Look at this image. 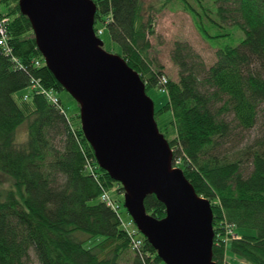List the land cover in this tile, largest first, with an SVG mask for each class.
<instances>
[{
  "label": "trees",
  "instance_id": "obj_1",
  "mask_svg": "<svg viewBox=\"0 0 264 264\" xmlns=\"http://www.w3.org/2000/svg\"><path fill=\"white\" fill-rule=\"evenodd\" d=\"M92 1L95 24L105 26L144 90L167 92L154 117L171 112L172 166L210 202L214 264H231L227 249L246 264H264V0H161L148 6L144 0ZM0 2L8 5L0 16L8 18L9 51L0 45V175L10 182L4 187L0 180V264H31L30 251L38 264H164L144 237L132 247L122 214L101 199L112 190L123 194V188L96 165L79 113L66 115L61 101L53 105L32 88L63 91L44 63L35 65L42 56L19 0ZM170 7L187 13L216 49L214 63L206 66L188 42L175 40L169 58L177 80L165 76L149 40L156 14ZM230 28L236 36L240 29L242 40L216 45L233 35ZM99 29L94 26L100 39ZM259 114L257 138L239 154L222 149L235 130H252ZM22 125L26 137L18 141ZM143 205L154 218L165 216L155 195ZM228 226L233 235L225 232ZM96 237L101 240L85 247Z\"/></svg>",
  "mask_w": 264,
  "mask_h": 264
},
{
  "label": "water",
  "instance_id": "obj_2",
  "mask_svg": "<svg viewBox=\"0 0 264 264\" xmlns=\"http://www.w3.org/2000/svg\"><path fill=\"white\" fill-rule=\"evenodd\" d=\"M48 71L79 106L80 128L96 165L121 185L124 208L164 264H214L213 215L158 131L145 84L95 35L92 0H19ZM155 195L165 216L147 214Z\"/></svg>",
  "mask_w": 264,
  "mask_h": 264
},
{
  "label": "rangeland",
  "instance_id": "obj_3",
  "mask_svg": "<svg viewBox=\"0 0 264 264\" xmlns=\"http://www.w3.org/2000/svg\"><path fill=\"white\" fill-rule=\"evenodd\" d=\"M161 0H144L146 6L148 5H160ZM8 10V5L6 3L0 2V11L6 12ZM155 20V35L149 38L152 49V55L157 59V61L162 65L164 68V74L168 79L177 80V68L173 65L169 58V51L172 47V43L175 40H182L188 42L203 58L206 63V66H210L215 61V51L213 47L206 42L201 35L196 30L195 26L192 25V20L190 16L185 13L180 8H166L161 13L156 14ZM97 27L101 28L102 33L99 35L101 42H102V49L109 53L118 55L120 54V48L117 44H115L112 40H110V35L105 28L104 25L100 23L95 24ZM235 28H230V31L234 30ZM236 30V29H235ZM237 36L232 32L233 35L230 37H224L219 39L220 41L216 44L220 47L225 45H237L240 40L243 38L242 31L237 29ZM150 99L153 101L154 104V111H160L163 106L167 103V92L162 89L158 88H151L148 89L146 92ZM61 99V105L63 107L64 112L68 116H73L79 113V106L76 104L77 102L66 92L60 91L57 93ZM172 115L170 111H163L156 115L155 121L159 131L161 134L164 135L166 141L171 140L174 138V129L171 124ZM262 116H258L257 123L255 127L250 131H241L235 130L233 135H231L224 143L222 149L230 150L235 154H239L243 147L250 144L257 136L261 134L262 130ZM25 125L20 126L17 129L16 138L18 141H22L26 137V129ZM244 171L247 173L250 171V165L248 163L244 164ZM5 179L0 175V180L2 186L8 187L10 182L4 181ZM110 196L112 199L116 200L117 203L121 206L122 217L127 220L130 216L126 212L124 206V195L119 194L116 191H110ZM253 234V232H250ZM101 238L96 237L93 238L90 242L85 244V247H90L95 245ZM226 258L231 264H246L243 261L239 262V258L233 255L229 249H227ZM237 259V260H236ZM37 256L33 251H30V263L31 264H38Z\"/></svg>",
  "mask_w": 264,
  "mask_h": 264
},
{
  "label": "built area",
  "instance_id": "obj_4",
  "mask_svg": "<svg viewBox=\"0 0 264 264\" xmlns=\"http://www.w3.org/2000/svg\"><path fill=\"white\" fill-rule=\"evenodd\" d=\"M8 22V18L7 17H1L0 16V45H2L4 47V51L7 52L8 50V47H7V43H6V36H5V23ZM9 52V51H8ZM42 61L41 60H36L35 61V65L36 66H40L42 65L41 64ZM163 82L165 83L166 80L163 79ZM32 88H34L35 90H37L38 93H40L41 95H43L46 100L48 102H50L51 104L53 105H57L59 104V99L58 97L56 96V93L52 90L47 91V90H44L42 88H40L39 86L37 85H33ZM101 199L106 202L107 206H110L115 212H119V206L117 205V203H115L112 198L109 196L108 193H103ZM121 227H123L125 229V231L127 232V234L129 235V237L131 238V241H132V244L134 248H139L140 245L142 244V239L138 236L136 230L133 228L132 225V222L131 221H124L122 218H121ZM228 235H233V231L231 228H229V226L227 227V231H225Z\"/></svg>",
  "mask_w": 264,
  "mask_h": 264
},
{
  "label": "crops",
  "instance_id": "obj_5",
  "mask_svg": "<svg viewBox=\"0 0 264 264\" xmlns=\"http://www.w3.org/2000/svg\"><path fill=\"white\" fill-rule=\"evenodd\" d=\"M237 260V259H236ZM239 262H242V261H239ZM230 263H232V262H230Z\"/></svg>",
  "mask_w": 264,
  "mask_h": 264
}]
</instances>
